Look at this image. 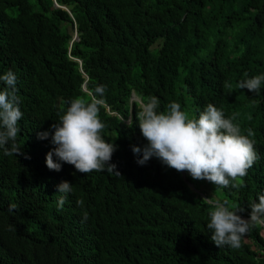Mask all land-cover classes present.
<instances>
[{
	"label": "trees",
	"instance_id": "trees-1",
	"mask_svg": "<svg viewBox=\"0 0 264 264\" xmlns=\"http://www.w3.org/2000/svg\"><path fill=\"white\" fill-rule=\"evenodd\" d=\"M55 1L68 10L54 0H0V75L18 77L16 143L30 157L0 149V264H264L255 226L238 249L218 248L207 228L204 198L212 196L155 157L138 165L131 150L147 143L133 93L158 97L159 111L177 102L197 117L212 103L254 132L259 156L232 181L243 187L220 188L212 199L250 211L264 195V84L258 94L237 84L264 74V0ZM97 85L106 86L102 135L117 145L111 163L121 176L82 174L55 155L61 170L48 169L51 125ZM43 131L48 138L38 139ZM62 181L70 194L57 192Z\"/></svg>",
	"mask_w": 264,
	"mask_h": 264
},
{
	"label": "clouds",
	"instance_id": "clouds-1",
	"mask_svg": "<svg viewBox=\"0 0 264 264\" xmlns=\"http://www.w3.org/2000/svg\"><path fill=\"white\" fill-rule=\"evenodd\" d=\"M56 6L68 10L65 5ZM72 29L75 31V25ZM76 34H74V38ZM247 76V74H245ZM17 75L9 70L0 75V149L5 155L25 156L22 148L16 143L21 129L18 122L23 113L20 109L21 99L18 95ZM264 84V74L245 78L238 82L239 89L259 93ZM106 86L97 85L87 95L76 96L68 101V107L59 122L51 125L54 129L51 143L55 145L45 157L48 169L59 172L61 163L72 165L82 174L93 171L107 172L121 176L111 158L117 145L104 139L102 133L106 127L100 118L101 107L105 104ZM139 111L136 112V124L142 137L147 142L143 147L132 146V152L138 157L137 164L145 165L155 157L168 168L181 172L185 184L201 196L204 195L197 186L191 185L193 180H206L220 188L243 187V183L233 184L238 178L247 175V170L259 159L255 149V141L251 139V129L244 134L234 117H225L224 112L212 103L207 104L197 116H191L182 110L177 102H170L165 111H159L160 100L156 96L137 97ZM126 125L133 126L132 119ZM48 131L38 132V139H47ZM10 145V147H8ZM53 155L58 158L56 162ZM57 192L70 194L72 184L62 181L57 185ZM210 206L207 228L211 230V241L219 248L230 246L241 247L242 239L252 227L264 238V195H260L245 208L232 204L228 200L204 198ZM67 195H61L58 206L62 207ZM83 200L77 204L83 206ZM15 208V206H11ZM84 213L82 220H87Z\"/></svg>",
	"mask_w": 264,
	"mask_h": 264
},
{
	"label": "rangeland",
	"instance_id": "rangeland-1",
	"mask_svg": "<svg viewBox=\"0 0 264 264\" xmlns=\"http://www.w3.org/2000/svg\"><path fill=\"white\" fill-rule=\"evenodd\" d=\"M189 182L191 185L197 186L202 193L204 191L205 194L212 196L211 198H216L215 194L221 193V190L218 187L214 186L212 183L206 180H193L190 177ZM262 235L264 236V232H262Z\"/></svg>",
	"mask_w": 264,
	"mask_h": 264
}]
</instances>
